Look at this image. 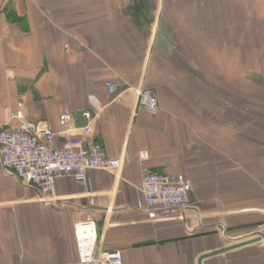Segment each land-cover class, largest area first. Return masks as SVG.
<instances>
[{
    "label": "crops",
    "instance_id": "1",
    "mask_svg": "<svg viewBox=\"0 0 264 264\" xmlns=\"http://www.w3.org/2000/svg\"><path fill=\"white\" fill-rule=\"evenodd\" d=\"M139 90L156 93L157 114ZM20 110L59 141L61 113L80 127L90 111L94 137L124 163L90 171L87 193L57 178L52 207L0 161V264L75 262L86 220L124 264H198L264 228V0H0V128L21 125ZM149 171L187 177L184 213L148 218Z\"/></svg>",
    "mask_w": 264,
    "mask_h": 264
},
{
    "label": "built area",
    "instance_id": "2",
    "mask_svg": "<svg viewBox=\"0 0 264 264\" xmlns=\"http://www.w3.org/2000/svg\"><path fill=\"white\" fill-rule=\"evenodd\" d=\"M107 86L110 93L115 92L114 84L109 82ZM136 103L152 114L159 111L158 97L152 90H139ZM82 114L87 124L80 127L75 124L70 111L60 114L63 141L57 139L58 135L47 123L23 119L21 110L13 116L23 119L21 125L7 124L0 128V161L4 170L22 184L35 187L38 192L36 199L44 205L60 207L64 200L54 197L57 178L71 177L87 193L90 171L116 173L124 163L123 157L109 156L102 143L94 137L92 113L83 111ZM148 158V151L140 154L141 160ZM141 191L148 218L158 220L180 216L188 209L192 185L183 173L149 171L143 177ZM111 210L108 208L107 212ZM263 230L256 234V237L261 236L257 243H264ZM74 237L78 259L61 264H124L121 250H103L99 246L95 220L76 223Z\"/></svg>",
    "mask_w": 264,
    "mask_h": 264
},
{
    "label": "rangeland",
    "instance_id": "3",
    "mask_svg": "<svg viewBox=\"0 0 264 264\" xmlns=\"http://www.w3.org/2000/svg\"><path fill=\"white\" fill-rule=\"evenodd\" d=\"M219 264H264V243L228 251L221 256Z\"/></svg>",
    "mask_w": 264,
    "mask_h": 264
},
{
    "label": "water",
    "instance_id": "4",
    "mask_svg": "<svg viewBox=\"0 0 264 264\" xmlns=\"http://www.w3.org/2000/svg\"><path fill=\"white\" fill-rule=\"evenodd\" d=\"M263 233H264V230H263ZM260 240H261V236H258L256 238L247 239L245 241H241L239 243H236V244H233V245H229V246H225V247L216 249L214 251L205 253V254H203V255H201L199 257L198 264H202L203 259H205L207 257L218 255V254H222V253H225L227 251H230V250H233V249H236V248H240V247H243V246H246V245H249V244H254V243L259 242Z\"/></svg>",
    "mask_w": 264,
    "mask_h": 264
}]
</instances>
